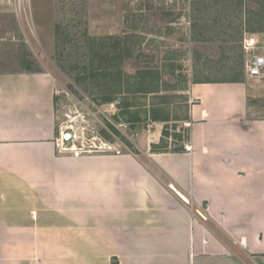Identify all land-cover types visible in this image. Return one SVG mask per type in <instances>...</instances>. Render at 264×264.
<instances>
[{"label":"crops","instance_id":"1","mask_svg":"<svg viewBox=\"0 0 264 264\" xmlns=\"http://www.w3.org/2000/svg\"><path fill=\"white\" fill-rule=\"evenodd\" d=\"M253 81L188 86L190 151L154 148V121L149 149L74 158L55 153L52 73H0V264H264Z\"/></svg>","mask_w":264,"mask_h":264},{"label":"rangeland","instance_id":"2","mask_svg":"<svg viewBox=\"0 0 264 264\" xmlns=\"http://www.w3.org/2000/svg\"><path fill=\"white\" fill-rule=\"evenodd\" d=\"M186 1L27 0L25 13L19 0H0V73L51 72L57 87L119 101L126 120H152L162 108L171 120L152 121L168 126L159 145L173 150L187 142L188 86L227 78L241 63L247 81L246 33H257L264 51V31L249 30L264 25V0L241 9L236 0ZM251 83L264 102L263 83Z\"/></svg>","mask_w":264,"mask_h":264},{"label":"built area","instance_id":"3","mask_svg":"<svg viewBox=\"0 0 264 264\" xmlns=\"http://www.w3.org/2000/svg\"><path fill=\"white\" fill-rule=\"evenodd\" d=\"M26 1L19 0L25 13ZM172 1L166 0V3ZM240 1L246 3L249 0ZM241 46L245 54L246 79L260 81L264 87V51L257 33H246ZM53 94L56 155L77 158L93 154H132L140 149L138 140L144 133L149 149L148 137L155 126L154 121H128L123 117L119 101H100L76 85L56 87ZM183 147L186 151L192 148L190 144ZM183 199L187 202L186 198Z\"/></svg>","mask_w":264,"mask_h":264},{"label":"trees","instance_id":"4","mask_svg":"<svg viewBox=\"0 0 264 264\" xmlns=\"http://www.w3.org/2000/svg\"><path fill=\"white\" fill-rule=\"evenodd\" d=\"M233 7L235 9H241V1L240 0H236L235 2H233ZM214 26V25H213ZM218 33L219 35H221V33H223L226 28L225 27H218ZM220 29V30H219ZM251 31H264V25L261 26V27H255L253 29H249ZM227 40H234V38H228ZM241 47V46H240ZM242 67H243V64H239L236 66H231V73L230 75H228L229 77L227 78H222V79H217V80H212V79H209V78H206V79H203V80H195L193 81V83H213V82H239V81H242ZM111 96H106L104 98L101 99H98L100 101H109ZM97 99V98H96ZM164 101H160L159 104H163ZM123 114V113H122ZM150 119L152 120H156V121H161V122H168L171 120V117L168 115V114H165L162 112V108L158 109L157 112H151V115H150ZM180 118H174L172 119V121H176V120H179ZM181 120L183 121H186V122H189V115H188V112L186 111L184 117L181 118ZM128 121H131V122H138V119H134V120H128ZM172 128H176V125H173ZM162 138L165 137V136H168V126L167 125H164L163 129H162ZM172 138L174 140H177L179 139L180 135L177 134V133H172ZM160 144V143H159ZM156 145L154 146V148H159V149H163L162 147L165 148V146H160V145ZM182 148V146L180 147H177V148H174L173 150H180Z\"/></svg>","mask_w":264,"mask_h":264}]
</instances>
